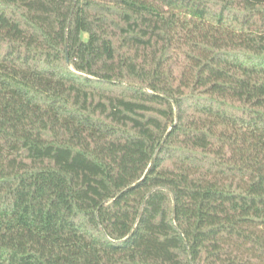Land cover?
Masks as SVG:
<instances>
[{"label": "trees", "instance_id": "1", "mask_svg": "<svg viewBox=\"0 0 264 264\" xmlns=\"http://www.w3.org/2000/svg\"><path fill=\"white\" fill-rule=\"evenodd\" d=\"M0 264H264V0H0Z\"/></svg>", "mask_w": 264, "mask_h": 264}]
</instances>
